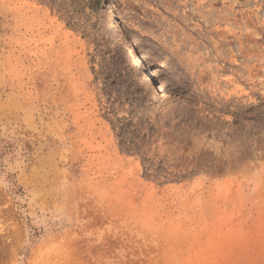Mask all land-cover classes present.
Here are the masks:
<instances>
[{
    "label": "rangeland",
    "instance_id": "obj_1",
    "mask_svg": "<svg viewBox=\"0 0 264 264\" xmlns=\"http://www.w3.org/2000/svg\"><path fill=\"white\" fill-rule=\"evenodd\" d=\"M0 264H264V0H0Z\"/></svg>",
    "mask_w": 264,
    "mask_h": 264
},
{
    "label": "bare ground",
    "instance_id": "obj_2",
    "mask_svg": "<svg viewBox=\"0 0 264 264\" xmlns=\"http://www.w3.org/2000/svg\"><path fill=\"white\" fill-rule=\"evenodd\" d=\"M110 17L113 21L116 19L113 12L110 13ZM115 31L120 36V41L124 45L126 57L130 61V64H131L133 71L137 75L146 76L145 71L141 66L142 61H141V58L138 56L137 49H135L134 45L132 44L131 40L129 39V36L125 30V27L121 22L116 23Z\"/></svg>",
    "mask_w": 264,
    "mask_h": 264
}]
</instances>
